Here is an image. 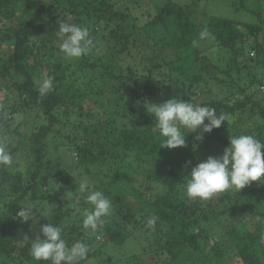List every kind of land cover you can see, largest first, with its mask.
Returning a JSON list of instances; mask_svg holds the SVG:
<instances>
[{
	"label": "trees",
	"instance_id": "trees-1",
	"mask_svg": "<svg viewBox=\"0 0 264 264\" xmlns=\"http://www.w3.org/2000/svg\"><path fill=\"white\" fill-rule=\"evenodd\" d=\"M148 2L153 10L138 13L149 3L0 0V141L13 155L0 166L1 263L51 264L23 239L28 223L41 234L50 221L69 245H89L81 264H264V183L207 200L185 191L191 167L222 155L231 135L264 140V2L234 1L252 22L207 15L205 0ZM62 21L88 29L89 55L60 52ZM204 28L212 38L200 39ZM45 72L54 89L40 96ZM176 95L225 121L202 139L188 133L183 147H160L147 106ZM83 181L113 205L96 233L82 226L91 205L75 200ZM33 202L21 222L16 213Z\"/></svg>",
	"mask_w": 264,
	"mask_h": 264
},
{
	"label": "clouds",
	"instance_id": "clouds-1",
	"mask_svg": "<svg viewBox=\"0 0 264 264\" xmlns=\"http://www.w3.org/2000/svg\"><path fill=\"white\" fill-rule=\"evenodd\" d=\"M56 36L59 50L66 59H78L89 55L93 50V39L86 27L62 21ZM199 37L202 40L212 38L207 28L200 31ZM53 81L54 77L48 73L42 74L38 84L40 96L54 89ZM149 104L151 106H147V110L153 115L155 128L163 138L159 141L160 147H183L188 133L196 132V138L202 139L203 133H210L225 121V117L217 114L214 108L194 104L191 100L184 101L178 95L163 103ZM229 140L222 155H210L191 167L185 183L189 198L207 200L233 188L239 192L253 181L264 183V140L244 133L231 135ZM12 164L13 155L7 141H0V166L7 168ZM75 191L77 205L81 198L91 205L90 209L82 212L83 229L96 233L103 227V217L110 215L112 202L102 190H93L87 181L80 182ZM34 207V202L23 205L16 217L21 222L30 220ZM157 219L155 216L148 219L147 227L154 229ZM256 220L264 223V217L257 216ZM40 233L34 239L28 236L23 238L31 241L29 254L34 260L50 261L51 264H81V261L87 259L89 245L80 240L69 245L63 238L61 226L49 221L41 225Z\"/></svg>",
	"mask_w": 264,
	"mask_h": 264
},
{
	"label": "rangeland",
	"instance_id": "rangeland-1",
	"mask_svg": "<svg viewBox=\"0 0 264 264\" xmlns=\"http://www.w3.org/2000/svg\"><path fill=\"white\" fill-rule=\"evenodd\" d=\"M140 1L144 5H147V3H149L148 0H139V2ZM150 1L160 3V0H150ZM175 1H177L179 3H185L187 0H175ZM205 1L206 2L202 3L201 6H202V9L205 10L207 15H217V16L232 18V19H235L237 21L252 22V18L249 15L247 16L244 12L235 10L234 1H237V0H205ZM259 1L264 2V0H259ZM134 6H135V4H134ZM152 6H153L152 3H149V5L147 7L144 6V8H142L141 11L139 9L138 13H141V12L144 13L145 9L146 10L149 9L152 11L153 10ZM138 18H140L139 19L140 21H143V18H141L140 16H138ZM2 47L5 50L9 49L8 46H6V45L5 46L3 45ZM260 90H261V93L264 94V89H260ZM165 91H166V88H162L160 91H158V96H160L161 99L164 97L163 94ZM1 98H2V94L0 93V99ZM261 105H263V104H261ZM27 120H28V124H29L31 122L30 118ZM21 129H24V128H21ZM65 191H66V189H65ZM49 204H50V202L47 203L45 206L47 207V206H49ZM26 228L32 232V235L30 236V238L34 239L35 236L38 234V226L36 224V221L28 223ZM130 244L134 245L133 242H130ZM122 251H124V250H122ZM91 261L92 260L86 261L84 264H91ZM0 264H6V263H3V262L1 263V261H0ZM7 264H11V263H7Z\"/></svg>",
	"mask_w": 264,
	"mask_h": 264
}]
</instances>
